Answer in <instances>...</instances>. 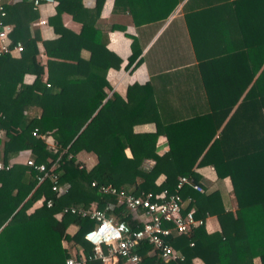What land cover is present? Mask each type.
Listing matches in <instances>:
<instances>
[{
    "label": "trees",
    "instance_id": "trees-1",
    "mask_svg": "<svg viewBox=\"0 0 264 264\" xmlns=\"http://www.w3.org/2000/svg\"><path fill=\"white\" fill-rule=\"evenodd\" d=\"M3 1L10 43L20 42L22 50L17 57L0 55V162L7 165L28 150L33 164L54 167L40 182L43 173L25 163L0 169V264H64L79 249L84 264H101L88 258L91 245L83 238L94 221L62 213L64 207L94 203L103 209L110 203L108 212L135 230L139 225L130 213L99 186L133 195L171 192L181 175L200 183L195 168L206 165L213 167L215 185L202 186V192L184 186L182 212L192 208L200 219L213 215L219 230L206 233L202 224L183 234L172 231L168 243L185 264L194 257L203 264H254L255 259L264 264V0H186L183 22L195 59L185 52L169 57L158 66L164 73L128 85L123 97L114 91L107 96L106 72L118 69L121 59L106 48L107 32L118 27L95 21L104 0H95L92 8L81 0H55L45 22L56 36L48 40L30 27L37 9L24 0ZM180 1L113 0L112 12L127 10L136 27H158ZM63 13L80 23L78 33L62 25ZM228 29L238 30L240 38L214 54L212 43L208 50L201 47L207 32ZM38 41L48 57L45 65L36 59ZM130 48L126 67L141 51L133 37ZM25 74L34 76L31 83L23 81ZM159 135L167 144L160 155ZM79 152L93 154L95 163L84 167L76 159ZM224 178L231 199L221 185ZM54 179L64 186L57 196ZM39 198L51 199V206L27 214ZM231 201L234 209L225 210ZM69 226L76 228L71 234ZM150 247L142 242L135 250L140 264H173L148 254Z\"/></svg>",
    "mask_w": 264,
    "mask_h": 264
},
{
    "label": "crops",
    "instance_id": "crops-1",
    "mask_svg": "<svg viewBox=\"0 0 264 264\" xmlns=\"http://www.w3.org/2000/svg\"><path fill=\"white\" fill-rule=\"evenodd\" d=\"M9 2L10 0H6ZM82 4L86 8H92L95 0H81ZM186 0H181L167 16V18L158 27L154 24H141L135 26L127 10L113 13L112 4L113 0H104L102 7L100 9L99 17L95 20L97 24H101L104 28L109 25H116L113 30L107 32V43L106 48L113 53H115L120 59L121 63L118 69L109 68L106 72V80L111 86V90L108 91L107 96L112 92L118 93L120 96H124L125 89L128 85L133 83L142 84L151 79L155 74L164 73L163 70L159 69L158 66L163 64L164 60H169V57L178 55V53L185 52L188 57L191 56L195 59L193 53V42L189 35L186 33L183 15L184 10L182 9ZM54 12L53 4H42L36 10L37 18L31 22V29L37 31L40 40L53 39L56 35L53 33L51 27L45 22L44 24H36L40 19L46 21L47 17L52 15ZM206 15H202L201 18H206ZM61 23L64 27L71 30L74 33H78L80 29V23L73 20L68 13L61 14ZM213 22L206 21L205 25L212 26ZM203 26V25H202ZM206 40L201 41V47L207 48L208 43L210 45L211 53L214 54L223 47V43L231 41L232 39L240 38V33L238 30H220L217 33H206ZM135 38L137 44L140 46L141 51L137 58L127 65L128 57L131 54V38ZM211 39V40H209ZM38 55L36 56L37 61L41 65H45L48 57L44 53L43 47L40 41L37 42ZM165 51V56L161 57V53ZM216 51V52H215ZM172 52V54L170 53ZM16 54L14 57H17ZM213 56V55H212ZM141 59L139 64H136L137 60ZM45 76V74H44ZM34 76L32 74H25L23 81L25 83H31ZM146 129H150L149 126ZM4 138V133L0 129V141ZM167 150L166 139L164 136L159 135L155 144V151L157 154H162ZM127 156L130 155L128 150H125ZM27 158H30V152L28 150H21L15 156L11 157L9 162L12 163H23ZM77 161H79L84 167L89 168L95 163V157L91 153L79 152L76 155ZM149 165L150 162H145ZM195 171L200 175V183L202 186L210 188L215 185L216 176L213 168L210 165L196 167ZM162 176L157 179V182L162 180ZM221 185L225 193H228V197L231 199L233 197L231 192V185L228 178H224L221 181ZM232 204V201H231ZM235 205H225V210H233ZM35 209L33 204L26 210V213H30ZM204 229L206 233H211L219 230V224L215 216L207 215L203 222ZM74 226H69L67 232L69 234L75 231ZM64 246L65 243L62 242ZM120 263V262H118ZM192 264H203V262L194 257L191 259ZM254 264H259L255 259Z\"/></svg>",
    "mask_w": 264,
    "mask_h": 264
},
{
    "label": "built area",
    "instance_id": "built-area-1",
    "mask_svg": "<svg viewBox=\"0 0 264 264\" xmlns=\"http://www.w3.org/2000/svg\"><path fill=\"white\" fill-rule=\"evenodd\" d=\"M24 1L30 3L34 10L38 9L42 3H55V0ZM3 3L4 1L0 0V55L4 53L19 54L22 45L20 42L10 43L11 25L4 22L6 12ZM44 23L45 21L42 19L36 22V24ZM33 134L35 133L33 132ZM24 163L43 173L37 176L38 182L54 167V164L49 168H45L42 163L33 164L30 158H27ZM9 166L10 163L3 165L0 162V169H6ZM186 185L196 192L203 190L201 183H193L183 175L177 178L173 191L169 192L163 189L157 194L147 192L141 195H133L124 188H116L110 185L99 186L102 193L113 195L117 204L130 213V219L139 225L135 230L129 228L124 220H118L112 212H108L113 208L110 203L103 209L97 208L94 203L90 208L72 205L64 207L61 212L88 217L94 221V226L83 234V238L91 245L89 259H97L101 264H140L141 257L136 254L135 250L142 242H147L151 246L148 254L158 256L164 262L185 264L184 257L168 243L167 238L171 236L172 231L180 234L187 233L204 222V219L194 217V209L192 208L182 212L179 191ZM51 189L55 191L57 196L64 191V186L58 187L54 179ZM51 203V199L39 198L33 203V206L37 208L45 204L49 207ZM101 228L104 229L103 232L100 231ZM115 232H119L118 237L114 235ZM92 233H96L97 236L93 240L87 239ZM85 258L82 250L79 249L76 255L72 253L68 256L64 260V264H84Z\"/></svg>",
    "mask_w": 264,
    "mask_h": 264
},
{
    "label": "clouds",
    "instance_id": "clouds-1",
    "mask_svg": "<svg viewBox=\"0 0 264 264\" xmlns=\"http://www.w3.org/2000/svg\"><path fill=\"white\" fill-rule=\"evenodd\" d=\"M100 231L103 232L104 229L101 228ZM114 235H115L116 237H118V236H119V232H115ZM96 236H97L96 233H92V234H90V235L87 237V239H89V240H93V238L96 237ZM94 242H98V241H94Z\"/></svg>",
    "mask_w": 264,
    "mask_h": 264
}]
</instances>
